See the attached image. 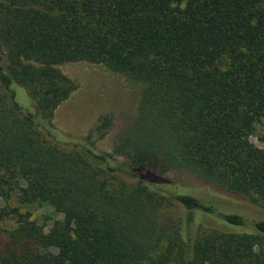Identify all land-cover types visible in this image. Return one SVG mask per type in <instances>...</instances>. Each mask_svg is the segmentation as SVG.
I'll return each mask as SVG.
<instances>
[{"label": "trees", "instance_id": "16d2710c", "mask_svg": "<svg viewBox=\"0 0 264 264\" xmlns=\"http://www.w3.org/2000/svg\"><path fill=\"white\" fill-rule=\"evenodd\" d=\"M76 61L142 85L114 152L53 122ZM262 116L264 0H0V264H264Z\"/></svg>", "mask_w": 264, "mask_h": 264}, {"label": "rangeland", "instance_id": "374dc122", "mask_svg": "<svg viewBox=\"0 0 264 264\" xmlns=\"http://www.w3.org/2000/svg\"><path fill=\"white\" fill-rule=\"evenodd\" d=\"M59 67L67 76L78 82V87L54 110V124L66 132L82 136L99 115L110 114L113 118L112 128L98 140L97 146L105 151L114 152L118 133L126 128L137 111L142 85L102 64L76 61L63 63ZM248 127L256 153L260 154L263 146L259 136L264 134V116L249 120ZM118 157L124 159L122 155ZM170 175L181 177L183 173L173 171ZM14 206H17L15 195L7 201L0 196V209L5 208L10 214ZM27 209L31 212V217L42 224L45 230L54 219L60 217L48 203H33L27 206ZM240 211L252 218L257 214L249 202L243 203ZM14 225L10 215L0 218V240L7 236ZM259 252H263V249Z\"/></svg>", "mask_w": 264, "mask_h": 264}]
</instances>
